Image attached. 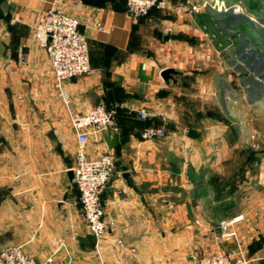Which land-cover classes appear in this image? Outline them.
Returning <instances> with one entry per match:
<instances>
[{"label":"crops","instance_id":"1","mask_svg":"<svg viewBox=\"0 0 264 264\" xmlns=\"http://www.w3.org/2000/svg\"><path fill=\"white\" fill-rule=\"evenodd\" d=\"M207 1L169 0L166 9L132 18L123 0L95 7L81 0H3L0 248L23 245L28 256H52L55 264H190L189 255L213 245L217 209L230 204V189L220 181L232 178L231 164L240 169L233 179H262L256 165L264 164V65L255 70L262 52L254 53L251 43H258L249 41L248 30L239 35L229 26L249 17L190 11ZM53 6L79 20L89 48L91 73L65 83L70 110L81 114L98 104L115 110L114 127L87 145L91 156L115 159L101 194L115 226L98 253L67 175L75 137L48 58L33 41L34 26ZM209 19L223 43L214 41ZM166 68L175 71L174 81L160 77ZM148 127H161L164 136L142 139ZM66 128L73 143L63 139ZM253 214L239 213L238 247L260 259L263 210ZM251 225L256 230L248 237L244 228ZM219 244L222 251L238 248L232 238Z\"/></svg>","mask_w":264,"mask_h":264},{"label":"built area","instance_id":"2","mask_svg":"<svg viewBox=\"0 0 264 264\" xmlns=\"http://www.w3.org/2000/svg\"><path fill=\"white\" fill-rule=\"evenodd\" d=\"M169 0H123L125 12L132 18L145 17L156 9H166ZM210 8L216 12L230 10L225 1L212 0L199 6L191 5L190 11L197 12ZM238 13L237 7H232ZM76 17L64 13L61 9L51 7L44 12L42 20L33 28V41L41 48L50 63L54 88L65 106L68 124L72 130L75 143V162L71 168L72 181L78 190V203L89 234L95 239L98 253L99 242L114 229V221L106 218L101 204V194L114 175L113 155L99 152L91 156L87 145L92 136H96L115 125V110L98 104L81 114L70 110V98L65 83L76 77L91 73L87 38L79 29ZM144 119L146 114L139 113ZM161 127H148L142 131L144 140L161 138ZM241 217L219 222L220 236H235L234 225ZM115 244L122 246L120 239ZM254 259L248 258L242 249L232 251H213L203 257L192 256V264H250ZM0 264H55L52 256L34 259L28 256L19 245L0 248Z\"/></svg>","mask_w":264,"mask_h":264},{"label":"rangeland","instance_id":"3","mask_svg":"<svg viewBox=\"0 0 264 264\" xmlns=\"http://www.w3.org/2000/svg\"><path fill=\"white\" fill-rule=\"evenodd\" d=\"M226 4L228 7H231L230 10H227L226 12H216L215 10H212V11L215 13L223 14L224 16H230L231 13H233L232 7H237L239 9L238 13H244L249 17L248 19L243 18V17L242 18L235 17V19L233 21H231L229 26L232 27L233 29H235V31L237 30L238 32H236V33L239 35L244 34V31L248 30V33L250 35H252V38L248 37L249 41L253 38L256 39V41L258 43V47L252 45V43H251V47L255 50L254 53H256V51L262 52V55L259 59L260 61L257 63V65L255 67V70L261 69V67L264 65V0H242V2L238 3V4L237 3H231V2H228ZM197 6H199V5H197ZM202 9L211 10L210 8H202ZM238 13H237V15H239ZM66 14H68V13H66ZM68 15H71V14H68ZM71 16H73V15H71ZM73 17H75V16H73ZM209 21L211 23L210 32L215 37L214 41L219 43V44L223 43L224 42L223 35H222L220 29L217 27L215 20L209 19ZM224 39H227V38L225 37ZM56 95H57V93H56ZM57 97H58V95H57ZM58 100H59L60 105L63 107V105H62L63 103H62V101H60L59 97H58ZM64 107H63V109H64ZM64 110L66 111V109H64ZM69 132H70V130L68 128H66L65 131L62 133L65 143H73L72 137H71V135H69ZM74 162H75V154H74ZM256 167H257L258 171L262 172V174H263L262 179L259 181L247 180V181H245L246 184H244V181H240L238 179H233V177H234L233 173H237L238 171H240V169H239V165L237 163L231 164L230 168H231L232 178H230V180L225 179L224 181H220L221 185H222V183H224L225 186L227 187V189H228V187L230 189V194H231L230 204L229 205L226 204L224 206L220 205V208L217 209V213L219 215H216V216H218V218H217L218 223L216 224V228L213 229V231H214L213 243H212L213 245H211V247L205 248L207 250L205 254L193 253V254L189 255L188 260H189L190 264H192V256L203 257V256H205V255H207L213 251H222V249H220V244H219L222 239H227V238L235 239L236 247L241 246V244H239L238 239H237L238 232L241 229L237 228L238 227L237 223H239L240 221H242L244 219L242 217V215H245V216L250 215L253 217L254 212H258V211L263 210V216H264V208H263L264 207V164L262 163L261 165L260 164L256 165ZM246 170H248L250 172H254L255 167L250 168L247 165ZM222 207H224V208H222ZM244 210H246V212ZM225 212H227V213H225ZM239 213L242 215H239ZM221 215L225 216L224 218H226L227 215H229V217L230 216L232 217L234 215H237V216H234V217L229 218V219L228 218L227 219H221ZM235 217H241L240 221L234 225L235 236L221 237L220 236L219 222L222 220H232ZM251 226L248 228H244L246 230L247 236L249 234L255 233L256 229L253 226L251 228ZM263 232H264V228H263ZM248 237H250V236H248ZM19 246H21L23 248V245H19ZM239 248L240 247H238L236 249H239ZM236 249H234V250H236ZM242 250H244V249H242ZM98 256H99V254H98ZM261 256H263V257L260 259H254V262L256 264H264V252H263V254H261ZM254 262H251L250 264H252Z\"/></svg>","mask_w":264,"mask_h":264},{"label":"water","instance_id":"4","mask_svg":"<svg viewBox=\"0 0 264 264\" xmlns=\"http://www.w3.org/2000/svg\"><path fill=\"white\" fill-rule=\"evenodd\" d=\"M83 2V4L87 5V6H98L100 4H104L106 2H108L109 0H81ZM3 3V0H0V18H1V14H2V10H1V5ZM175 74V71L171 68H166L163 71H161L160 73V77L164 80V81H174L173 79V75ZM68 177L70 179H72V172L71 170L68 171L67 173Z\"/></svg>","mask_w":264,"mask_h":264}]
</instances>
